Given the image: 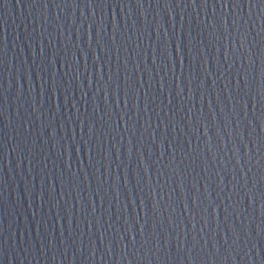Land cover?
Masks as SVG:
<instances>
[{"label":"water","instance_id":"obj_1","mask_svg":"<svg viewBox=\"0 0 264 264\" xmlns=\"http://www.w3.org/2000/svg\"><path fill=\"white\" fill-rule=\"evenodd\" d=\"M0 264H264V0H0Z\"/></svg>","mask_w":264,"mask_h":264}]
</instances>
